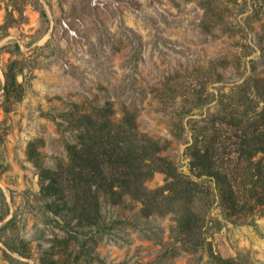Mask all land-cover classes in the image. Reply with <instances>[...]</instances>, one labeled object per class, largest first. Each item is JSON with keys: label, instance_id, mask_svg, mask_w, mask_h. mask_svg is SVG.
Instances as JSON below:
<instances>
[{"label": "rangeland", "instance_id": "rangeland-1", "mask_svg": "<svg viewBox=\"0 0 264 264\" xmlns=\"http://www.w3.org/2000/svg\"><path fill=\"white\" fill-rule=\"evenodd\" d=\"M10 61L17 101L4 97ZM262 108L264 0H0V264H264V200L241 190L231 208L187 154L193 130L209 146L249 126L229 124L236 111L260 123ZM123 111L140 182L67 212L44 194L47 171ZM174 173L195 190L167 191Z\"/></svg>", "mask_w": 264, "mask_h": 264}, {"label": "trees", "instance_id": "trees-1", "mask_svg": "<svg viewBox=\"0 0 264 264\" xmlns=\"http://www.w3.org/2000/svg\"><path fill=\"white\" fill-rule=\"evenodd\" d=\"M17 10L22 15V10ZM40 15L45 17L43 11H40ZM12 20L14 21L13 18ZM10 26L11 21L6 19L2 27ZM15 49L17 50V46ZM16 64V61H10L4 73L6 100L17 101L20 98L21 85L16 82ZM123 112L124 118L121 121L115 122L107 117L97 129L91 126L90 129L93 130L87 129L80 134L79 142L68 147L66 165L61 166L57 173L50 174V171H47L46 176L51 178V183L44 187V194L60 195L59 200L67 212L84 213L86 207L83 202L86 201L88 205L87 198H93L97 208L96 194L99 191L117 194V188L118 191H126L140 182L143 167L140 156L142 148L136 141V130L132 125L134 115ZM258 114L257 119L261 120L260 123L254 120L256 118H251L248 112L245 111L240 117L236 111L229 124L249 126H242V131L233 129L234 133L229 137L215 134L211 141L212 145L205 147L199 145L197 135L192 129L193 141L187 147L190 168L198 171L199 175L214 177L222 201L229 202L231 208L239 206L241 190L245 201L246 198H251L252 194L253 197L258 196L259 200H264V108ZM230 154L234 155V160L223 157ZM257 154L261 156L254 161ZM156 160L166 164L163 159L156 157ZM170 182V189L167 191L179 188L178 196L195 190L192 185L196 184L182 180L175 173L170 176ZM156 199L157 195L154 201ZM197 221L190 209L178 218L180 226L187 232L198 227ZM13 262L12 260L11 264H14Z\"/></svg>", "mask_w": 264, "mask_h": 264}]
</instances>
